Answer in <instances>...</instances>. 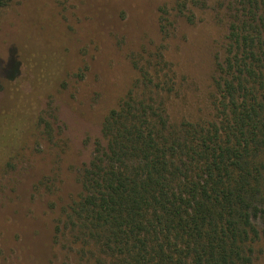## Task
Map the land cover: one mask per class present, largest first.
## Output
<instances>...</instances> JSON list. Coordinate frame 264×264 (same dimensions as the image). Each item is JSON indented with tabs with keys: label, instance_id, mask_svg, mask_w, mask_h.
<instances>
[{
	"label": "rangeland",
	"instance_id": "rangeland-1",
	"mask_svg": "<svg viewBox=\"0 0 264 264\" xmlns=\"http://www.w3.org/2000/svg\"><path fill=\"white\" fill-rule=\"evenodd\" d=\"M237 9L233 0H11L0 11V264H85L56 238L96 142L107 145L105 119L137 66L162 61L178 89L171 121H213L209 96ZM256 221L264 231V215ZM255 251L264 264V233Z\"/></svg>",
	"mask_w": 264,
	"mask_h": 264
},
{
	"label": "trees",
	"instance_id": "trees-1",
	"mask_svg": "<svg viewBox=\"0 0 264 264\" xmlns=\"http://www.w3.org/2000/svg\"><path fill=\"white\" fill-rule=\"evenodd\" d=\"M233 1L213 121H171L178 89L151 60L105 119L107 145L96 142L56 238L85 264H254L264 233V0Z\"/></svg>",
	"mask_w": 264,
	"mask_h": 264
}]
</instances>
